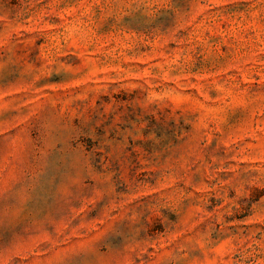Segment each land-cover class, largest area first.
Listing matches in <instances>:
<instances>
[{
	"label": "rangeland",
	"instance_id": "1",
	"mask_svg": "<svg viewBox=\"0 0 264 264\" xmlns=\"http://www.w3.org/2000/svg\"><path fill=\"white\" fill-rule=\"evenodd\" d=\"M0 264H264V0H0Z\"/></svg>",
	"mask_w": 264,
	"mask_h": 264
}]
</instances>
